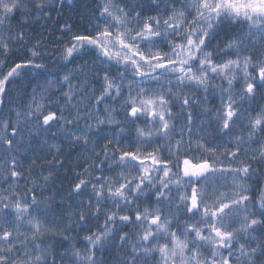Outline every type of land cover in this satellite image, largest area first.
<instances>
[{
    "label": "snow or ice",
    "instance_id": "1",
    "mask_svg": "<svg viewBox=\"0 0 264 264\" xmlns=\"http://www.w3.org/2000/svg\"><path fill=\"white\" fill-rule=\"evenodd\" d=\"M93 2L49 72L25 32L73 0H0V264H264V0Z\"/></svg>",
    "mask_w": 264,
    "mask_h": 264
},
{
    "label": "trees",
    "instance_id": "2",
    "mask_svg": "<svg viewBox=\"0 0 264 264\" xmlns=\"http://www.w3.org/2000/svg\"><path fill=\"white\" fill-rule=\"evenodd\" d=\"M92 7H94L93 0H73V3L71 5L65 4L62 11L58 12L54 10L51 19H39L33 21L31 22L30 26L26 29L25 38L29 42V46L35 43L37 40L41 42L40 48L41 51L44 53L43 63H45L49 72L54 71L55 66H58L61 63L60 50L64 47V45L68 42L69 39L68 34L63 33L61 31L62 25H64L65 22H68L73 25V31H83L90 19ZM20 58L21 57L17 56L9 57L8 64L3 70L0 71L6 72L7 68L11 66L12 61L18 60ZM67 67L72 68L73 65L68 64ZM21 75L27 76L29 77V79H31L32 76L35 75L36 79L32 80V83L35 85L43 84L45 82V77L48 75V73L37 74L34 73L32 70L25 69L22 71ZM27 82L28 80H25L22 83ZM17 83V81L13 82L12 88L9 89V94L13 105L23 111L26 107L29 97L23 96L22 98H17V93L12 90L15 88ZM30 91L31 89H29V92ZM4 111L7 112L8 109H4ZM174 111H178V109H174ZM194 111L198 113L199 109H195ZM9 115L11 116L12 114L9 113ZM31 127V124L21 125L22 134L25 136V138L28 137V130ZM129 128L131 129V125H129ZM9 131H11V129H9ZM53 131H55V129H53ZM130 134L135 135L134 132H131ZM209 140L210 142H212L211 137H209ZM51 142L60 145L62 148H64V151L60 154L62 157L65 158L64 167L53 169L54 173H59V175L54 176L53 179L56 182L57 188H60V186L63 185V189L66 194L71 182L75 180L74 172L68 171V169L81 171L82 169L78 168L77 164H84V154L80 153L79 150H76L72 151L71 155L69 156V149L66 143L62 144L59 139L52 140ZM0 153H3L5 156L8 155V152L2 146H0ZM52 155H55L54 151L50 152L47 147L37 146L34 151H29L25 154V157L23 159L24 168L28 169V167L31 166L32 176L34 177H39L42 173L43 175H47L48 169L50 167L47 163V160H50ZM18 159H20L19 156ZM33 160H35L34 164ZM92 223L95 224L96 222L93 221ZM77 247H81V245H77ZM104 264H113V257L105 253Z\"/></svg>",
    "mask_w": 264,
    "mask_h": 264
}]
</instances>
